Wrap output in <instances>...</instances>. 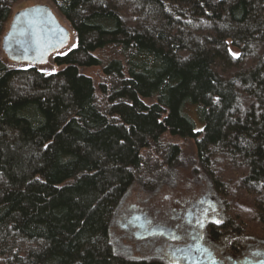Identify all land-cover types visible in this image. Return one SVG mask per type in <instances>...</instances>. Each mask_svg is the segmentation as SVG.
<instances>
[{
  "label": "trees",
  "instance_id": "trees-1",
  "mask_svg": "<svg viewBox=\"0 0 264 264\" xmlns=\"http://www.w3.org/2000/svg\"><path fill=\"white\" fill-rule=\"evenodd\" d=\"M49 1L76 36L58 70L0 59V264H160L114 255L110 224L149 153L176 162L166 136L194 141L223 229L264 239V0Z\"/></svg>",
  "mask_w": 264,
  "mask_h": 264
},
{
  "label": "rangeland",
  "instance_id": "rangeland-1",
  "mask_svg": "<svg viewBox=\"0 0 264 264\" xmlns=\"http://www.w3.org/2000/svg\"><path fill=\"white\" fill-rule=\"evenodd\" d=\"M34 6H47L50 8V10L59 20L60 24L68 30L70 38L69 43L67 46L51 55L48 58L47 63L42 65L33 66L31 64H18L10 62L1 49L2 38L8 32L14 15L20 11ZM75 46V33L71 29L70 25L65 21V19H63L58 14L49 0H19L12 5L9 20L4 27L2 36L0 37V59L4 61L7 66L14 69L27 70L34 68L41 74L51 75L58 70V68L54 65V59L58 56L66 55L70 50L75 48ZM230 50L234 56L238 55L237 50L232 48H230ZM81 74L92 78L95 85L106 82L100 69L98 68L81 69ZM190 114L192 116V120L195 123L196 131H200L202 129V125L198 120L196 112L195 118L193 109H190ZM161 144L164 147L175 146L179 149L176 162L174 164H167V157L163 152L159 154L160 150L149 153L145 159L146 165L141 169L139 176L132 184L125 197V200L123 201L120 211L126 210L128 206L131 205L130 207L134 212H141V209L148 208V212L151 217L154 215H159L162 218L164 217V214H166L170 216V218H173L175 217L174 215L176 213H180L183 216L186 213L185 210L191 200L195 197H199V195H201L200 198H206V200H209L208 197H211L212 199L222 198V201H224L218 190V195L215 194L216 189L212 183V180L200 166L194 141L190 139H179L166 136L161 140ZM145 201H147L146 204ZM156 211L159 213L154 214ZM114 219H112L111 224L112 222L114 224ZM220 221L225 223L226 215L225 220ZM165 224L169 225L170 223L167 222ZM224 226L225 224L223 227ZM223 227L221 229L216 228L218 230L220 229V232L218 231L219 234L216 233L217 237L213 235L212 237H214L216 240V242H213L214 247H218L219 250H223L225 255H230L232 253L237 255L238 253H243L246 250H250L249 248H251L250 251L264 249V239L245 235L240 232H227L223 229ZM115 229L116 228L114 227L111 229L110 235L112 234V230L113 232L117 233V230ZM112 239L113 238L110 237L111 241ZM142 252L143 251H140V253H135L134 257L145 258L146 254H141ZM113 254L116 255L114 251Z\"/></svg>",
  "mask_w": 264,
  "mask_h": 264
},
{
  "label": "flooded vegetation",
  "instance_id": "flooded-vegetation-1",
  "mask_svg": "<svg viewBox=\"0 0 264 264\" xmlns=\"http://www.w3.org/2000/svg\"><path fill=\"white\" fill-rule=\"evenodd\" d=\"M215 194L218 195L217 189ZM126 195L114 212V224H110L111 229L114 227L117 230V233L112 230L110 235L113 238L110 245L116 256L131 262L182 264V258L177 254L178 249L190 244H200L210 263L264 264V249L250 251L249 248L250 250L237 255H225L223 250L214 247L213 242L216 240L212 235L217 237L216 233L219 234L225 224L220 221L225 220V202L222 198L212 199L207 196L209 200H206L199 195L191 200L183 216L176 213L175 217L170 218L164 214L161 218L159 215L151 217L148 208L134 212L131 205L120 211ZM157 213L159 212H154ZM167 222L170 224L166 225ZM140 251H143L141 254H146L145 258L134 257Z\"/></svg>",
  "mask_w": 264,
  "mask_h": 264
},
{
  "label": "water",
  "instance_id": "water-1",
  "mask_svg": "<svg viewBox=\"0 0 264 264\" xmlns=\"http://www.w3.org/2000/svg\"><path fill=\"white\" fill-rule=\"evenodd\" d=\"M69 39L68 30L49 7L34 6L14 15L1 49L10 62L37 66L47 63L51 55L68 45ZM177 254L182 264H216L208 262L200 244L182 247Z\"/></svg>",
  "mask_w": 264,
  "mask_h": 264
},
{
  "label": "snow or ice",
  "instance_id": "snow-or-ice-1",
  "mask_svg": "<svg viewBox=\"0 0 264 264\" xmlns=\"http://www.w3.org/2000/svg\"><path fill=\"white\" fill-rule=\"evenodd\" d=\"M174 238H177L178 239V237H174Z\"/></svg>",
  "mask_w": 264,
  "mask_h": 264
}]
</instances>
